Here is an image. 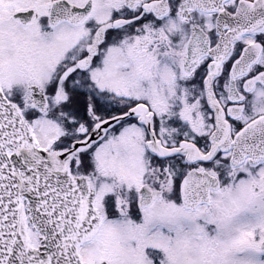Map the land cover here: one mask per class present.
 I'll return each mask as SVG.
<instances>
[{
	"label": "snow or ice",
	"instance_id": "obj_1",
	"mask_svg": "<svg viewBox=\"0 0 264 264\" xmlns=\"http://www.w3.org/2000/svg\"><path fill=\"white\" fill-rule=\"evenodd\" d=\"M0 264H264V0H0Z\"/></svg>",
	"mask_w": 264,
	"mask_h": 264
}]
</instances>
